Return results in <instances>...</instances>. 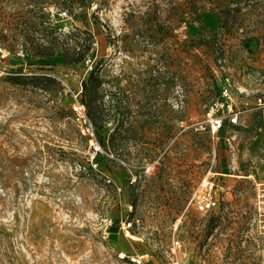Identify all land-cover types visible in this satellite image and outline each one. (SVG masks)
<instances>
[{"label": "rangeland", "instance_id": "1", "mask_svg": "<svg viewBox=\"0 0 264 264\" xmlns=\"http://www.w3.org/2000/svg\"><path fill=\"white\" fill-rule=\"evenodd\" d=\"M182 3L0 0V67L56 80L0 77V264H264V0L227 29L229 0L183 24ZM83 30L84 65L19 54L85 46ZM93 66L91 136L74 105ZM224 86L244 112L214 141L196 127ZM206 176L223 188L211 213L188 207Z\"/></svg>", "mask_w": 264, "mask_h": 264}, {"label": "trees", "instance_id": "2", "mask_svg": "<svg viewBox=\"0 0 264 264\" xmlns=\"http://www.w3.org/2000/svg\"><path fill=\"white\" fill-rule=\"evenodd\" d=\"M263 0H229L228 7H222V28H232L237 25V21L232 22L229 19V15L232 11L240 12L246 5H252L255 3H261ZM81 0H66V7L68 10H73L79 5ZM206 2H211V0H183L182 5L180 6L179 12V23L183 24L187 20L190 19L191 15H198L200 10L204 7ZM81 4V3H80ZM83 33L86 35V44L85 46H80L79 43L65 44L60 45L57 42H51L50 44H36L31 52L29 49H23L26 58H43V59H51L54 58L59 51L62 52L65 63L69 66H79L84 65L87 58L90 56L91 50L93 49L94 38L93 34L89 30H83ZM249 38H245L244 41H248ZM98 66H93L89 79L84 82L83 88L85 89V93L89 94L90 100L81 98L82 103L86 106L87 115L93 122L96 121L92 112V103L93 99L91 98V93L99 86L100 80L98 75ZM9 81L15 84H24V82L28 80H41L45 81L48 85H51L56 80L52 76L46 75H29L24 73H17L16 75L7 76ZM39 87L40 84H37ZM94 124V122H93ZM95 125V124H94ZM96 131V130H95ZM105 149L111 148L104 144ZM114 150H116L115 146H113Z\"/></svg>", "mask_w": 264, "mask_h": 264}, {"label": "built area", "instance_id": "3", "mask_svg": "<svg viewBox=\"0 0 264 264\" xmlns=\"http://www.w3.org/2000/svg\"><path fill=\"white\" fill-rule=\"evenodd\" d=\"M9 54L10 51L5 46L0 44V59L5 60ZM19 54L25 56L23 50H21ZM16 74L17 72H9L0 67V77L3 75H6L7 77ZM80 93L76 94L77 102L74 105L75 117L79 122L82 131L94 136L95 126L87 115L86 106L82 103L81 98L79 97ZM257 109L262 110L264 120V97L262 96L257 98ZM243 112L244 111L237 107L231 89L228 86H224L221 90L219 98L214 100L209 106L206 125H201L200 127L197 126L196 129L204 128L209 131L214 141L220 140L221 130L227 123L231 126L237 125ZM262 129L264 130V122L260 127V130ZM225 139L226 141H231V138L229 137H226ZM222 189L223 188H220L212 177H204L199 186L193 192L189 200L188 207L193 204L199 211L205 213H211L216 209H219L221 205L220 192ZM131 225L132 222H129V226ZM173 243L174 249L181 246V241L178 239H174ZM172 264L182 263L179 260H175Z\"/></svg>", "mask_w": 264, "mask_h": 264}, {"label": "bare ground", "instance_id": "4", "mask_svg": "<svg viewBox=\"0 0 264 264\" xmlns=\"http://www.w3.org/2000/svg\"><path fill=\"white\" fill-rule=\"evenodd\" d=\"M127 237L133 238L135 240L139 239V236H136L135 234H133L132 232H130V230L126 232ZM124 257V256H123ZM139 261V260H138Z\"/></svg>", "mask_w": 264, "mask_h": 264}, {"label": "crops", "instance_id": "5", "mask_svg": "<svg viewBox=\"0 0 264 264\" xmlns=\"http://www.w3.org/2000/svg\"><path fill=\"white\" fill-rule=\"evenodd\" d=\"M228 127H232V126L227 123L226 126L221 131L227 130Z\"/></svg>", "mask_w": 264, "mask_h": 264}]
</instances>
